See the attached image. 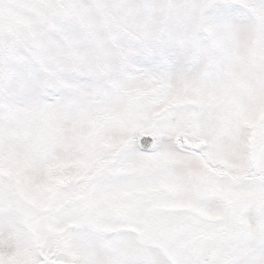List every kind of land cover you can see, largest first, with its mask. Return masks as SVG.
Here are the masks:
<instances>
[{
    "label": "snow or ice",
    "instance_id": "6c2138e0",
    "mask_svg": "<svg viewBox=\"0 0 264 264\" xmlns=\"http://www.w3.org/2000/svg\"><path fill=\"white\" fill-rule=\"evenodd\" d=\"M0 264H264V0H0Z\"/></svg>",
    "mask_w": 264,
    "mask_h": 264
}]
</instances>
